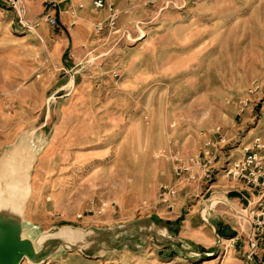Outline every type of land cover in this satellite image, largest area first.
Returning a JSON list of instances; mask_svg holds the SVG:
<instances>
[{"label": "rangeland", "instance_id": "374dc122", "mask_svg": "<svg viewBox=\"0 0 264 264\" xmlns=\"http://www.w3.org/2000/svg\"><path fill=\"white\" fill-rule=\"evenodd\" d=\"M55 2L22 0L29 29L0 0V160L31 162L28 236L91 230L84 246L98 255L58 245L40 264H264V238L249 242L246 203L222 174L207 194L178 185L173 211L158 198L159 184L175 183L165 155L222 137L225 163L264 136V0H113L118 33L94 30L104 10ZM89 12L101 18L76 46L72 29ZM15 168L0 170V190L22 199L27 175ZM102 200L112 204L98 214Z\"/></svg>", "mask_w": 264, "mask_h": 264}, {"label": "built area", "instance_id": "2783aa9c", "mask_svg": "<svg viewBox=\"0 0 264 264\" xmlns=\"http://www.w3.org/2000/svg\"><path fill=\"white\" fill-rule=\"evenodd\" d=\"M7 1L14 9L19 24L31 29L32 26L24 18L25 12L22 0ZM48 4L56 6L55 0H48ZM87 4L93 11H105L104 17L94 23V30L97 33L104 31L118 33L120 31L118 28L119 11L113 0H76L75 9L71 13L75 14L76 11L86 8ZM44 19L52 24L56 22V17L51 13H46ZM257 90L258 85L252 83L247 90L246 96L234 103L240 113L251 103V96ZM227 102L230 103V100ZM223 142L222 137L219 142L207 141L204 143V147L196 154L185 156L180 152H175L165 155L172 162L171 169L175 183L159 184L158 198L169 210L173 211L178 185L195 183L203 189V194H207L214 186L217 175L222 174L223 177L231 182L232 190L238 194L239 199L246 203L243 220L249 227V242L254 246L255 243L252 238H264V136L261 134L251 136L249 140L241 143L237 148L239 149L237 157L228 159L225 163H220L219 149L222 146L220 143ZM159 155L163 154L159 153ZM228 158H230V155ZM109 204L111 205L112 202L100 201L97 213H103ZM211 207L212 205L208 207L207 212L204 211V214H201V219L204 222H208L207 218L210 216ZM81 216V214L78 215V217ZM237 239L238 235L228 241L233 243Z\"/></svg>", "mask_w": 264, "mask_h": 264}, {"label": "water", "instance_id": "95a60500", "mask_svg": "<svg viewBox=\"0 0 264 264\" xmlns=\"http://www.w3.org/2000/svg\"><path fill=\"white\" fill-rule=\"evenodd\" d=\"M6 160H0V170L5 174H8L9 170L13 169L12 166L17 163L26 165L24 169L31 189L28 173L31 166L30 160H25V162ZM30 194L31 191L26 197L20 199L23 207L20 215H13L10 206L0 205V264H21L24 260H27L29 264H40L55 252L58 245H63L68 251L78 248L86 256H94L96 252L84 246L91 230L84 231L71 226H63L40 233L37 237L28 236L23 217L25 204ZM62 231H66L67 234H62Z\"/></svg>", "mask_w": 264, "mask_h": 264}, {"label": "crops", "instance_id": "0c3cea01", "mask_svg": "<svg viewBox=\"0 0 264 264\" xmlns=\"http://www.w3.org/2000/svg\"><path fill=\"white\" fill-rule=\"evenodd\" d=\"M121 2H123V0H121ZM92 12H96V11L92 10ZM63 17H64V21L63 22H62V20H60V21L62 23V26L66 27V25L71 22L73 17H72V15L70 13L64 15ZM83 18H84V23H82V24H80L78 26H75L74 29H72L71 36H72L73 43L76 46H78V45L84 43L85 41H87V39H88V25L87 24L90 21L97 20V19H99L101 17L97 16V15H94L93 13L89 12V13H87V15L83 16ZM42 30L45 31L46 27L42 26ZM251 131H254V129L251 130ZM234 195L235 196L237 195V197L239 198V196H238V194L236 192H234ZM185 222L187 224H189L190 220L189 219H185ZM205 223L209 224V222H205ZM189 228H190L189 230H190V234L191 235H194L195 233H198V231L200 230V229H195V227H192V226L189 227ZM217 232H218V230H217Z\"/></svg>", "mask_w": 264, "mask_h": 264}, {"label": "bare ground", "instance_id": "6f19581e", "mask_svg": "<svg viewBox=\"0 0 264 264\" xmlns=\"http://www.w3.org/2000/svg\"><path fill=\"white\" fill-rule=\"evenodd\" d=\"M18 166H19L18 170H21L22 172L24 170V172H25V169H24V167L26 166L25 164L17 163V164H15V166H12V168L16 169L15 167H18ZM6 182H8V181H6ZM11 182H12V180H11ZM2 184L3 183H1V180H0V187H1ZM29 190L31 191L30 188H29ZM10 192H12V191H10V190H5V191L0 190V205L3 204V205H6V206H10L12 208L13 215H20L22 213V211H23V207L21 205V201H20V199H17V198L15 199L11 195H9ZM61 233L62 234H67L66 231H62Z\"/></svg>", "mask_w": 264, "mask_h": 264}, {"label": "trees", "instance_id": "16d2710c", "mask_svg": "<svg viewBox=\"0 0 264 264\" xmlns=\"http://www.w3.org/2000/svg\"><path fill=\"white\" fill-rule=\"evenodd\" d=\"M217 230H218V232H221V229H220V227H218V228H217ZM231 234H232V233H231Z\"/></svg>", "mask_w": 264, "mask_h": 264}]
</instances>
